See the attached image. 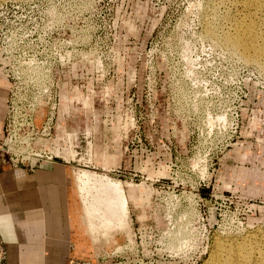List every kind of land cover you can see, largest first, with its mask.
I'll list each match as a JSON object with an SVG mask.
<instances>
[{"label": "rangeland", "instance_id": "obj_1", "mask_svg": "<svg viewBox=\"0 0 264 264\" xmlns=\"http://www.w3.org/2000/svg\"><path fill=\"white\" fill-rule=\"evenodd\" d=\"M3 1L23 28L24 69L52 95L50 135L71 133L57 130V157L45 162L70 169L64 230L83 251L65 264H204L216 242L264 240L263 60L227 42L241 0ZM256 1L250 12L264 20ZM117 151L116 164L103 154ZM105 169L151 199L144 218L130 204L131 236L117 231L111 245L88 235L90 197L76 181Z\"/></svg>", "mask_w": 264, "mask_h": 264}, {"label": "crops", "instance_id": "obj_2", "mask_svg": "<svg viewBox=\"0 0 264 264\" xmlns=\"http://www.w3.org/2000/svg\"><path fill=\"white\" fill-rule=\"evenodd\" d=\"M9 82L0 75V142L4 137ZM67 101V100H66ZM58 124L56 123V126ZM37 147L55 154L56 132ZM70 169L62 163H35L33 170L12 168L0 150V264H65L82 246L64 230L70 204Z\"/></svg>", "mask_w": 264, "mask_h": 264}, {"label": "bare ground", "instance_id": "obj_3", "mask_svg": "<svg viewBox=\"0 0 264 264\" xmlns=\"http://www.w3.org/2000/svg\"><path fill=\"white\" fill-rule=\"evenodd\" d=\"M240 3L244 8L241 22L231 30L227 37L229 39L227 42L235 52L241 54L248 61H259L262 59V67L264 69V20L257 19L250 12L251 10L260 9V5L256 0H241ZM260 26L262 27L259 28ZM260 43L263 46H260ZM256 55L259 56L256 57ZM62 129L64 139H66V136L70 139L69 135L71 133H67L65 127ZM96 149L99 150L98 148ZM120 153L117 151V155L105 152L103 154L112 159V164H116V161L119 160H116L117 156ZM53 155L56 156L57 153ZM108 171H105L104 176L93 175L94 173L89 174L87 171L76 178L77 186L81 193L85 192L90 197L89 203H83V212L87 220L88 233H90L88 235L92 237L95 244L99 243V237L104 240L102 244H113V236L117 231H124L126 236L130 237L132 231L130 225V204L134 209H140L142 215L139 218H144L145 208L151 200L143 183L140 185L122 183L108 177L106 175ZM98 183L103 190L101 198L94 193V186L98 185ZM98 235L101 236L98 237ZM204 264H264V240L248 237L240 241L233 240L229 243L221 242L219 244L216 242L209 260Z\"/></svg>", "mask_w": 264, "mask_h": 264}, {"label": "built area", "instance_id": "obj_4", "mask_svg": "<svg viewBox=\"0 0 264 264\" xmlns=\"http://www.w3.org/2000/svg\"><path fill=\"white\" fill-rule=\"evenodd\" d=\"M5 3L7 2H0V75L8 80L9 93L0 150L7 156L12 168L31 170L35 161L52 162L57 157L35 145L39 137L52 136L50 132L54 125L55 104L52 103L49 88L45 91L38 85L39 74L24 69L23 28L18 22L7 21ZM45 96L51 98V108L41 131H36L34 112L41 101L49 103Z\"/></svg>", "mask_w": 264, "mask_h": 264}]
</instances>
